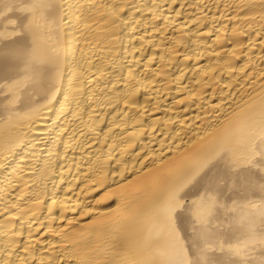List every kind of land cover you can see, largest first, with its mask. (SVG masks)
Wrapping results in <instances>:
<instances>
[{
	"label": "bare ground",
	"instance_id": "obj_1",
	"mask_svg": "<svg viewBox=\"0 0 264 264\" xmlns=\"http://www.w3.org/2000/svg\"><path fill=\"white\" fill-rule=\"evenodd\" d=\"M0 264H264V0H0Z\"/></svg>",
	"mask_w": 264,
	"mask_h": 264
}]
</instances>
